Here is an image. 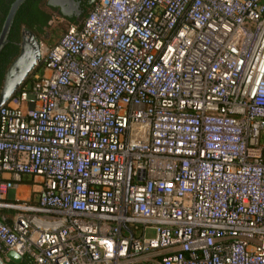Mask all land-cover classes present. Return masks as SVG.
<instances>
[{
  "label": "built area",
  "instance_id": "1",
  "mask_svg": "<svg viewBox=\"0 0 264 264\" xmlns=\"http://www.w3.org/2000/svg\"><path fill=\"white\" fill-rule=\"evenodd\" d=\"M24 177L37 201L7 202ZM10 250L264 264V0H98L71 24L0 108Z\"/></svg>",
  "mask_w": 264,
  "mask_h": 264
},
{
  "label": "trees",
  "instance_id": "2",
  "mask_svg": "<svg viewBox=\"0 0 264 264\" xmlns=\"http://www.w3.org/2000/svg\"><path fill=\"white\" fill-rule=\"evenodd\" d=\"M13 1L14 0H0V32ZM97 1L98 0H95L94 3L87 5V8H85V14L80 18L64 17L73 22L70 23V25L80 24L84 21L89 10ZM56 12L62 14L57 8L51 6L48 3V0H25L21 4L11 26L8 42L0 52V92L4 84L7 69L20 52V42L24 27L30 28L39 37L44 36L48 32L47 30L50 27V23ZM41 68L42 65L39 69ZM1 255L4 259V264H36L27 257L23 258L20 262H14L8 260L4 253H1Z\"/></svg>",
  "mask_w": 264,
  "mask_h": 264
},
{
  "label": "water",
  "instance_id": "3",
  "mask_svg": "<svg viewBox=\"0 0 264 264\" xmlns=\"http://www.w3.org/2000/svg\"><path fill=\"white\" fill-rule=\"evenodd\" d=\"M24 1L25 0H14L10 7L0 32V52L8 42V36L16 13ZM71 1L73 6H75V9L79 11V1ZM43 56L41 38L30 28L24 27L20 42V52L10 64L5 74L4 84L0 92V108L19 91V89L30 79L33 73L41 66L43 63ZM130 171L131 169L128 174V184L131 181ZM125 228L127 227L125 226ZM6 258L14 262H20L23 260V256L13 250L6 253ZM0 264H4V259L1 256Z\"/></svg>",
  "mask_w": 264,
  "mask_h": 264
},
{
  "label": "crops",
  "instance_id": "4",
  "mask_svg": "<svg viewBox=\"0 0 264 264\" xmlns=\"http://www.w3.org/2000/svg\"><path fill=\"white\" fill-rule=\"evenodd\" d=\"M54 6V5H53ZM66 17H71L70 15H65ZM8 177V174H6ZM15 189V198H10V190ZM7 191L6 201L7 202H22V201H30L35 203L38 199V192L40 189L39 178L33 177H24L22 182L15 183V185ZM16 210L14 209H5L3 214L6 217V220L9 223H12L15 217Z\"/></svg>",
  "mask_w": 264,
  "mask_h": 264
},
{
  "label": "rangeland",
  "instance_id": "5",
  "mask_svg": "<svg viewBox=\"0 0 264 264\" xmlns=\"http://www.w3.org/2000/svg\"><path fill=\"white\" fill-rule=\"evenodd\" d=\"M57 10L60 12L59 9ZM64 16L65 15L56 12L50 23V27L47 30L48 31L47 34L44 36H40L42 40L43 54L45 53L47 48L51 47L64 33H66L70 23H73ZM37 70H40V69L38 68ZM10 198H15L14 188L10 190ZM149 231L151 234L152 233L151 230Z\"/></svg>",
  "mask_w": 264,
  "mask_h": 264
},
{
  "label": "flooded vegetation",
  "instance_id": "6",
  "mask_svg": "<svg viewBox=\"0 0 264 264\" xmlns=\"http://www.w3.org/2000/svg\"><path fill=\"white\" fill-rule=\"evenodd\" d=\"M80 3L79 11L75 9L71 0H48V3L59 9L63 15L80 18L85 14V8L95 2V0H77ZM68 17V16H67Z\"/></svg>",
  "mask_w": 264,
  "mask_h": 264
}]
</instances>
